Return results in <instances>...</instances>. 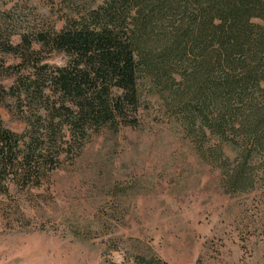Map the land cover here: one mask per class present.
<instances>
[{"label": "trees", "instance_id": "1", "mask_svg": "<svg viewBox=\"0 0 264 264\" xmlns=\"http://www.w3.org/2000/svg\"><path fill=\"white\" fill-rule=\"evenodd\" d=\"M57 1L59 28L17 43L0 33V52L30 69L0 93L39 103L21 131L0 118V196L41 186L102 128L137 126L141 86L220 170L225 192L264 179V0ZM42 48L65 62L41 63Z\"/></svg>", "mask_w": 264, "mask_h": 264}, {"label": "rangeland", "instance_id": "2", "mask_svg": "<svg viewBox=\"0 0 264 264\" xmlns=\"http://www.w3.org/2000/svg\"><path fill=\"white\" fill-rule=\"evenodd\" d=\"M60 10L57 0H0L2 39L59 28ZM40 51L41 63L65 62L62 52ZM18 62L0 52L6 90L30 71ZM141 92L137 126L102 128L62 155L41 186L0 196V264H264V179L225 192L220 170L160 100ZM38 105L16 90L0 93V118L21 131Z\"/></svg>", "mask_w": 264, "mask_h": 264}]
</instances>
